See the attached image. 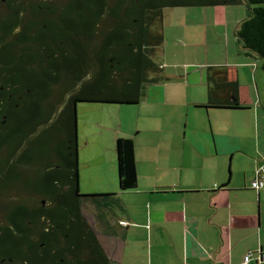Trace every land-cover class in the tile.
Here are the masks:
<instances>
[{
    "label": "trees",
    "instance_id": "16d2710c",
    "mask_svg": "<svg viewBox=\"0 0 264 264\" xmlns=\"http://www.w3.org/2000/svg\"><path fill=\"white\" fill-rule=\"evenodd\" d=\"M263 3L0 0V264H111L85 209L116 194L80 190V104L133 110L163 81L166 8L244 4L238 49L264 58ZM206 84L201 107L248 109L227 65H208ZM116 151L120 190H134V138ZM258 173L264 156L255 191Z\"/></svg>",
    "mask_w": 264,
    "mask_h": 264
},
{
    "label": "crops",
    "instance_id": "0c3cea01",
    "mask_svg": "<svg viewBox=\"0 0 264 264\" xmlns=\"http://www.w3.org/2000/svg\"><path fill=\"white\" fill-rule=\"evenodd\" d=\"M227 8L210 10L225 23V36ZM168 40L164 79L147 88L135 109L116 110L119 120L113 114V124L105 126L86 120L81 127L78 114L80 190L116 194L89 203L85 215L111 264H242L248 253L254 255L248 264H264L257 259L264 247V186L251 188L264 156L263 64L228 44L225 60L210 64L228 66L248 109L204 108L210 64L190 60L194 50L176 40L170 49ZM119 136L135 140L134 190H120Z\"/></svg>",
    "mask_w": 264,
    "mask_h": 264
},
{
    "label": "rangeland",
    "instance_id": "374dc122",
    "mask_svg": "<svg viewBox=\"0 0 264 264\" xmlns=\"http://www.w3.org/2000/svg\"><path fill=\"white\" fill-rule=\"evenodd\" d=\"M260 6H264V3L260 4ZM215 7L216 6H189L166 8L164 13V28L167 29L166 39L167 37L169 39V48L171 49L172 47H176V45L172 43L174 40H176L179 48L188 47L189 49L194 50L193 52H195V54H193L190 60L203 65H208L215 60H225L228 44L231 45V48L239 47L234 30L238 25V19L244 16V14L247 12V8L244 4L226 6L230 12L228 17H226L229 22V33H227V36H225V23L219 22V19H217V14L214 13ZM210 10L214 12H210ZM233 11L236 12L234 13ZM185 26L189 27L190 30L194 28L195 30L199 31V36L189 35L183 29ZM201 36L205 37L202 38ZM230 59L233 60L234 58L231 56ZM258 62L263 64L264 58L258 57ZM262 87L264 88V79ZM82 105L97 104H80L78 114L81 127L83 123H86V120H102V124L104 126L108 123L113 124V114H116L115 123L119 120L117 115L118 112L116 111L115 107H113V105H109L111 107L106 106L105 108ZM122 116L124 119L126 118V120H129L131 114L123 112ZM84 127L87 126L85 125Z\"/></svg>",
    "mask_w": 264,
    "mask_h": 264
},
{
    "label": "built area",
    "instance_id": "2783aa9c",
    "mask_svg": "<svg viewBox=\"0 0 264 264\" xmlns=\"http://www.w3.org/2000/svg\"><path fill=\"white\" fill-rule=\"evenodd\" d=\"M260 173V171H259ZM259 173H258V178L253 182V186L256 187V189H259L263 186V179H264V176H262V178L259 176ZM254 258V255L253 253H248L245 257H244V262L243 264H247L248 262H250V260H252ZM258 260H264V249H260L258 251V257H257Z\"/></svg>",
    "mask_w": 264,
    "mask_h": 264
}]
</instances>
